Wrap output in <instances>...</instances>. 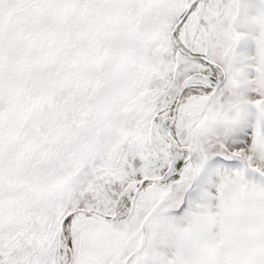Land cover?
<instances>
[{
	"label": "snow or ice",
	"instance_id": "6c2138e0",
	"mask_svg": "<svg viewBox=\"0 0 264 264\" xmlns=\"http://www.w3.org/2000/svg\"><path fill=\"white\" fill-rule=\"evenodd\" d=\"M0 264H264V0H0Z\"/></svg>",
	"mask_w": 264,
	"mask_h": 264
}]
</instances>
